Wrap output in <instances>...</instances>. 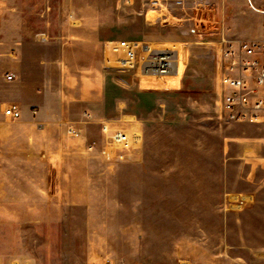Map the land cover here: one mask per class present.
<instances>
[{
    "label": "rangeland",
    "instance_id": "rangeland-1",
    "mask_svg": "<svg viewBox=\"0 0 264 264\" xmlns=\"http://www.w3.org/2000/svg\"><path fill=\"white\" fill-rule=\"evenodd\" d=\"M164 4L168 9L161 11L149 0H121L122 21L114 29L121 32L118 40L177 49L181 74L169 81L170 90H153L140 86L135 71L108 69L107 102L95 109L100 119L90 114L88 119L97 126L93 134L100 155L51 159L29 156L26 144L4 140L0 145V167H63L65 175L64 184L53 188V202L62 200L52 205L58 218L0 224L4 253L34 264H103L107 259L116 264H264V251L256 250L264 246V211L236 202V194L264 187V124L219 118L212 42L220 27L212 22L220 21L222 12L190 10L188 4L179 9L173 0ZM30 14L26 31L44 33L37 22L41 13ZM257 15L264 18V0H246L227 13L225 29L235 16ZM5 46L12 51L11 44ZM108 56L119 57L113 48ZM102 120L141 141L130 152L113 147L115 156L106 159Z\"/></svg>",
    "mask_w": 264,
    "mask_h": 264
},
{
    "label": "crops",
    "instance_id": "crops-1",
    "mask_svg": "<svg viewBox=\"0 0 264 264\" xmlns=\"http://www.w3.org/2000/svg\"><path fill=\"white\" fill-rule=\"evenodd\" d=\"M120 4L121 0H0V145L4 140L26 144L29 156L51 159L70 154L100 155L99 141L93 134L97 126L89 123L86 115L97 118L95 109L107 102L109 72L104 60L111 44L123 40L117 39L121 32L114 29L122 21L117 14ZM187 4L190 10L221 11V20L212 22L219 25L220 35L250 40L264 37L262 15L243 20L235 16L230 30L225 29V16L230 19L227 13L245 6L246 0H190ZM33 12L41 13L37 22L45 26L44 33L26 31ZM49 13L58 14L53 17ZM53 28L59 30L51 35ZM5 44H11L12 51ZM182 63L180 55L175 79L181 74ZM7 75L14 79L6 80ZM9 105L21 109L20 119L5 117L3 110ZM70 127L79 131V139L69 136ZM9 130L10 136L5 137ZM77 147V151H70ZM64 177L63 167H0V224L58 218L52 205H60L62 200L53 202V188L61 187ZM236 195L239 200L251 197L246 202L248 210L263 213L264 187ZM260 218L263 221L264 215ZM256 250L264 251V246ZM0 264L34 263L0 250Z\"/></svg>",
    "mask_w": 264,
    "mask_h": 264
},
{
    "label": "built area",
    "instance_id": "built-area-1",
    "mask_svg": "<svg viewBox=\"0 0 264 264\" xmlns=\"http://www.w3.org/2000/svg\"><path fill=\"white\" fill-rule=\"evenodd\" d=\"M190 0H176V8L185 9ZM150 5L161 11L168 9L163 0H150ZM198 5L197 8H199ZM1 9V8H0ZM119 57L116 66L111 67V57L106 56L104 66L107 69L132 70L136 72L141 85L153 90H170L169 81L176 77L179 53L173 50L151 49L148 44L136 39H123L111 44ZM217 56V97L216 108L219 118L225 123L264 124V37L259 40L236 39L220 35L213 45ZM13 75L6 80L12 81ZM5 117L17 120L21 118V109L9 105L4 110ZM88 119L91 116L87 115ZM105 145L101 154L112 159L113 147L130 152L141 141L140 136H130L128 131L113 129L105 121L99 122ZM68 133L78 137L76 129L70 127ZM123 159L124 155L118 156ZM242 205L245 200L237 201ZM103 264H116L107 259Z\"/></svg>",
    "mask_w": 264,
    "mask_h": 264
},
{
    "label": "bare ground",
    "instance_id": "bare-ground-1",
    "mask_svg": "<svg viewBox=\"0 0 264 264\" xmlns=\"http://www.w3.org/2000/svg\"><path fill=\"white\" fill-rule=\"evenodd\" d=\"M149 46H150V48L151 49H159V48H154V47H151V45L149 44ZM163 50H173V51H178V50H175V49H166V48H162ZM178 53H179V59H180V52L178 51ZM114 58H111V63H110V66L111 67H115L116 66V61L115 60H113ZM178 66H179V64H178ZM178 72V70L176 71V73ZM237 200V199H236ZM245 200V199H244Z\"/></svg>",
    "mask_w": 264,
    "mask_h": 264
}]
</instances>
